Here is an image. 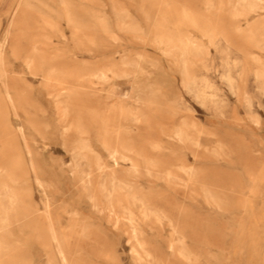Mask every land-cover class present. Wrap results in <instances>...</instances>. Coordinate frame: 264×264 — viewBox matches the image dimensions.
<instances>
[{"label": "rangeland", "instance_id": "rangeland-1", "mask_svg": "<svg viewBox=\"0 0 264 264\" xmlns=\"http://www.w3.org/2000/svg\"><path fill=\"white\" fill-rule=\"evenodd\" d=\"M0 264H264V0H0Z\"/></svg>", "mask_w": 264, "mask_h": 264}, {"label": "bare ground", "instance_id": "bare-ground-1", "mask_svg": "<svg viewBox=\"0 0 264 264\" xmlns=\"http://www.w3.org/2000/svg\"><path fill=\"white\" fill-rule=\"evenodd\" d=\"M56 1H57V0H56ZM242 2H243V1H242ZM246 4H247V3H246ZM61 6H62V5H60V7H61ZM61 8H63V7H61ZM64 8H65V7H64ZM64 10H65V9H64ZM66 10H67V9H66ZM65 12H66V11H65ZM66 15H67V14H66ZM160 35H162V34H160ZM174 35H175V34H174ZM177 35H178V34H177ZM177 35H176V36H177ZM178 36H179V35H178ZM186 36H187V35H186ZM165 39L167 40V37H165ZM186 39H187L188 41H186L185 44H196L195 41H194V39H193L192 37L188 36ZM161 40H162V39H161ZM164 41H165V40H164ZM174 41H175V40H174ZM160 42H161V41H160ZM170 42H171V40H170ZM177 42H178V41H177ZM182 43H184V41H182ZM164 44H165V43H164ZM180 45H181V43H180ZM165 46H166V45H165ZM167 46H169V45L167 44ZM171 47H172V48H171ZM171 47H168V48H169V49H170V48L173 49V44H172ZM184 47H185V45H184ZM186 47H187V46H186ZM180 48H181V47H180ZM180 48H178V49H180ZM188 48H189V47H188ZM175 49H177V48H175ZM188 50H189V49H188ZM185 51H186V49H185ZM181 54H182V53H181ZM190 54H191V53H189V55H190ZM187 56H188V55H187ZM185 57H186V55H185ZM185 60H186V59H185ZM187 63H188V62H187ZM226 66H227V64H226ZM225 71H226V70H225ZM229 71H230V70H229ZM226 73H227V72H226ZM229 73H230V72H228L227 75H228ZM224 74H225V73H224ZM224 76H225V75H224ZM196 78H197V77H196ZM201 78H202V77H200V78L198 77V80L201 79ZM228 78H230V76L227 77V79H228ZM231 78H232V77H231ZM231 78H230V80H231ZM194 79H195V78H194ZM202 79L205 81L204 77H203ZM198 80H197V81H198ZM228 80H229V79H228ZM232 80H234V79L232 78ZM232 80H231L230 82H232ZM192 81H193V80H192ZM195 81H196V80H195ZM202 82H203V81H202ZM202 82H201V83H202ZM201 83H200V84H201ZM192 84H193V83H192ZM203 84H205V83H203ZM193 86H194V85H193ZM201 86H202V85H201ZM207 86H208V84H207ZM204 88H205V87H204ZM198 89H199V88H198ZM199 90H200V89H199ZM199 92H200V91H199ZM202 93H203V92H202ZM204 94H205V93H204ZM204 94H203V95H204ZM200 95H201V93H200ZM206 96H207V95H206ZM204 97H205V96H204ZM207 97H208V96H207ZM205 100H206V97H205ZM178 131H179V129H178ZM181 131H182V130H181ZM182 132H183V131H182ZM187 135H188V134H187ZM180 137H181V136H180ZM184 139H185V138H184ZM184 139H183V140H184ZM6 192H7V189H6ZM6 192H5V193H6ZM3 195H4V194H3Z\"/></svg>", "mask_w": 264, "mask_h": 264}]
</instances>
